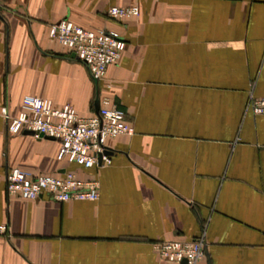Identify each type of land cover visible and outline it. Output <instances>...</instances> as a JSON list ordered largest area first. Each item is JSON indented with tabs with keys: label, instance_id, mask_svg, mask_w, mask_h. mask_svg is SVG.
<instances>
[{
	"label": "crops",
	"instance_id": "1",
	"mask_svg": "<svg viewBox=\"0 0 264 264\" xmlns=\"http://www.w3.org/2000/svg\"><path fill=\"white\" fill-rule=\"evenodd\" d=\"M138 5L125 22L111 6ZM68 18L126 40L103 81L49 35ZM110 88H107L108 85ZM32 94L82 117L109 94L134 127L111 163L59 161V141L12 135L0 114V264H175L153 243L205 232L197 264H264V0H1L0 107ZM75 172L97 200L9 195L6 173Z\"/></svg>",
	"mask_w": 264,
	"mask_h": 264
},
{
	"label": "built area",
	"instance_id": "2",
	"mask_svg": "<svg viewBox=\"0 0 264 264\" xmlns=\"http://www.w3.org/2000/svg\"><path fill=\"white\" fill-rule=\"evenodd\" d=\"M1 5V0H0ZM141 14L138 5H114L108 16L125 22ZM49 35L58 40L74 58L83 62L96 81H103L111 65L121 59L126 40L112 30L84 28L65 18L50 26ZM109 84L107 88H110ZM99 111L82 117L71 104L55 105L53 100L27 94L22 99L21 110L13 115L8 106L0 107L9 134L33 132L36 137L52 138L60 143L57 158L83 168H93L111 163L107 141L121 135H131L134 127L127 114L109 94H100ZM247 109L255 115H264V96L250 95ZM9 195L24 199H37L47 195L54 200H97L100 196L98 180H80L75 172L65 170L56 175L34 174L21 168H11L6 173ZM205 232L184 241L160 240L153 248L160 259L175 263L197 264L208 254Z\"/></svg>",
	"mask_w": 264,
	"mask_h": 264
},
{
	"label": "water",
	"instance_id": "3",
	"mask_svg": "<svg viewBox=\"0 0 264 264\" xmlns=\"http://www.w3.org/2000/svg\"><path fill=\"white\" fill-rule=\"evenodd\" d=\"M72 57H74V55H72ZM95 111L96 112L99 111V97L98 96L96 97V100H95ZM26 133L34 134L33 132H26ZM186 263H187L186 261L183 262V264H186Z\"/></svg>",
	"mask_w": 264,
	"mask_h": 264
}]
</instances>
